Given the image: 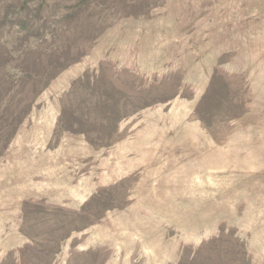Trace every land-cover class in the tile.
Wrapping results in <instances>:
<instances>
[{
  "label": "rangeland",
  "instance_id": "1",
  "mask_svg": "<svg viewBox=\"0 0 264 264\" xmlns=\"http://www.w3.org/2000/svg\"><path fill=\"white\" fill-rule=\"evenodd\" d=\"M0 264H264V0H0Z\"/></svg>",
  "mask_w": 264,
  "mask_h": 264
}]
</instances>
